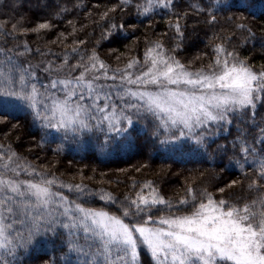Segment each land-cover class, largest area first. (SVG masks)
Listing matches in <instances>:
<instances>
[{"label":"trees","instance_id":"16d2710c","mask_svg":"<svg viewBox=\"0 0 264 264\" xmlns=\"http://www.w3.org/2000/svg\"><path fill=\"white\" fill-rule=\"evenodd\" d=\"M152 62L193 77L245 68L249 101L189 128L167 124L130 106L136 85L124 77ZM23 64L44 80L93 78L98 110L70 98L85 124L45 125L9 96L29 79ZM0 163L51 198L43 209L13 193L0 202V264H158L137 228L199 216L208 204L264 239V0H0ZM86 212L119 220L135 245L106 252Z\"/></svg>","mask_w":264,"mask_h":264},{"label":"rangeland","instance_id":"374dc122","mask_svg":"<svg viewBox=\"0 0 264 264\" xmlns=\"http://www.w3.org/2000/svg\"><path fill=\"white\" fill-rule=\"evenodd\" d=\"M156 65L157 62H152L138 73L130 74L129 71L124 79L136 85L128 89L134 99L130 106L136 111L144 106L163 117L167 124L189 128L216 119L228 107L245 105L249 101L253 75L245 68L231 67L219 75L193 77L169 67L157 69ZM23 66L29 72L25 71L29 79L21 80L17 91L10 92L9 96L40 113L43 123L50 128L58 130L59 127L69 128L72 123L77 127L85 124L79 118L81 104L79 101L73 103L70 98H89L92 103L89 110H98L99 107L93 104L99 98L98 94L92 95L93 78L71 79L61 74H49L48 80H44L34 68ZM37 69L42 75L50 73L46 64ZM32 82L43 90L39 89L38 93L32 86H27ZM4 83L9 85L10 79H4ZM7 168L6 164L0 163V202L8 204L13 193L20 199H33L30 205L40 204L42 209L48 207L51 198L44 187L25 178L18 179L16 171L9 178L3 171ZM4 190L7 191L5 194ZM1 209L0 245L7 234L6 215ZM84 219L89 233L104 242L106 252L126 253V248L135 245L128 228L119 220L101 212H86ZM260 229L264 231V227ZM137 233L158 264H211L215 259H227L236 264H264V239L240 218L220 211L213 204L205 206L199 216L167 218L164 227L137 228Z\"/></svg>","mask_w":264,"mask_h":264}]
</instances>
